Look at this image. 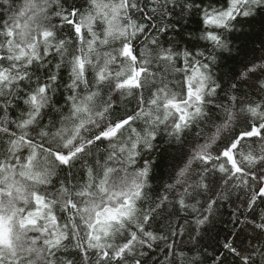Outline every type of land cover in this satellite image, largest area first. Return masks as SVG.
I'll return each mask as SVG.
<instances>
[{"label": "snow or ice", "instance_id": "6c2138e0", "mask_svg": "<svg viewBox=\"0 0 264 264\" xmlns=\"http://www.w3.org/2000/svg\"><path fill=\"white\" fill-rule=\"evenodd\" d=\"M245 24L264 52V0H0V264H249L247 228L264 264V156L234 163L264 141V55L227 67ZM221 114L243 125L162 195L153 169ZM221 207L237 231L199 247Z\"/></svg>", "mask_w": 264, "mask_h": 264}, {"label": "trees", "instance_id": "16d2710c", "mask_svg": "<svg viewBox=\"0 0 264 264\" xmlns=\"http://www.w3.org/2000/svg\"><path fill=\"white\" fill-rule=\"evenodd\" d=\"M260 34V25L259 24H252L248 25L245 24L242 26V31H238L233 36V56H236L237 49L240 50V55L237 56L236 60L229 59L227 61V67L230 68L234 64H237L240 59H244L245 57L247 59H252L253 56H260L264 55V52H261L257 49L254 50L253 48V41H256L259 39ZM227 35V34H226ZM261 67H264V64L261 65ZM227 71V68L225 69ZM215 120V118H213ZM243 119L244 114H241L238 119H234L231 122H223V115L221 114V120L215 121V126L211 124H205L202 126L201 129V135L199 137L195 135H189L187 139V143H185L182 147H173L169 148L167 152L165 153L164 159L161 162V165L153 169V172L155 174V178L152 181L153 185L155 187H159L161 194H167L169 195L170 199H172L171 196V190L172 188H177L176 180L179 179L181 184L188 183L192 177L196 175V172L199 170L198 166L202 164V161L197 159L196 153L203 150L204 154H207L209 151L215 152L218 150L219 147H222V144H213L210 140L207 138L210 135V131L213 133H216L214 136L215 140L227 142L231 139L234 130H236L238 127L243 125ZM205 143L211 144V148H203V145ZM259 147H253L250 148L248 144L242 145V152L241 155H247L249 157V160L240 159L239 161H236L235 163H239L241 167L249 168L251 165L252 169H255V165L251 164V157L253 154L257 156H264V141H255L253 142ZM231 162V161H229ZM228 162H225V166H227ZM180 166H183L180 168ZM184 171L185 178L179 177V172ZM243 179V178H241ZM169 184H171V188H169ZM194 188L199 187L198 183H194ZM212 185L210 184V187ZM168 189V192H165V189ZM179 190L177 189V192ZM211 195L210 192H203V194L199 197H197L198 201H204L207 200L208 197ZM148 199H151V196L148 197ZM244 199V194H241V199H236V194L233 192L232 195V201L235 202L236 207H232V211H236L238 206L242 203ZM7 203V200L5 201ZM169 211H172L171 207L169 208ZM177 211L180 212H191L190 208L185 209H179ZM205 209L201 208L199 212H196V217L199 218L202 212H204ZM133 215V222H135V218L139 216V213H134ZM230 217L228 214V210L225 208H220L219 211L215 215L214 223L209 225V231L204 236L203 244H201L199 247H203L204 244L209 245V251H211L212 246H214L217 243V240H222L224 236L227 235L229 231L236 232L237 229L233 228L232 224L229 223ZM112 220H109L106 224L108 227L113 228L115 230L118 225H112ZM161 223H166V221L162 220ZM98 227H101V225H98ZM155 227V225H154ZM256 233L253 232L251 228H247L245 230V234L241 236L240 240H237L236 246L238 249H243L244 254L249 256V264H253V256H252V250L255 248V242L249 244L247 238H251L255 236ZM19 237V239H16V237ZM14 242L19 246L23 240H24V233L20 229H16V232L14 234ZM262 241H264V236H261L260 238ZM243 241V242H242ZM185 243L188 244L189 247H191V242L188 240H185ZM195 255V250L192 253H188L184 264H194L193 256ZM208 264H212L211 261H208Z\"/></svg>", "mask_w": 264, "mask_h": 264}, {"label": "rangeland", "instance_id": "374dc122", "mask_svg": "<svg viewBox=\"0 0 264 264\" xmlns=\"http://www.w3.org/2000/svg\"><path fill=\"white\" fill-rule=\"evenodd\" d=\"M182 167L183 166H180V168H182ZM101 219L103 221V223L101 224V227L108 228V226H107L106 223L109 220H112V216H105V217H102ZM0 238L4 239L5 241L7 240V238H8V231H7V228L6 227L4 229H0Z\"/></svg>", "mask_w": 264, "mask_h": 264}]
</instances>
